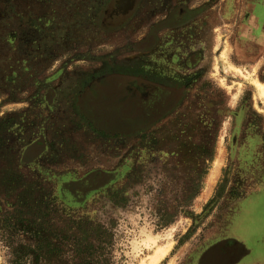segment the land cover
Wrapping results in <instances>:
<instances>
[{
    "label": "rangeland",
    "instance_id": "1",
    "mask_svg": "<svg viewBox=\"0 0 264 264\" xmlns=\"http://www.w3.org/2000/svg\"><path fill=\"white\" fill-rule=\"evenodd\" d=\"M139 2L107 28L113 0H0V264H149L168 246L158 264H193L217 235L264 264V0H213L189 43ZM150 29L166 43L144 45ZM161 64L179 90L160 107L121 103V86L80 97ZM83 228L95 248L76 253Z\"/></svg>",
    "mask_w": 264,
    "mask_h": 264
},
{
    "label": "flooded vegetation",
    "instance_id": "2",
    "mask_svg": "<svg viewBox=\"0 0 264 264\" xmlns=\"http://www.w3.org/2000/svg\"><path fill=\"white\" fill-rule=\"evenodd\" d=\"M138 1H140L139 3L143 2L144 5H142V7L150 4V7L152 8L153 5L151 4V2H153L155 5L154 8H157L156 12L162 10L164 13L160 19L155 21V26H160V29L164 28L166 30H170L171 32L174 31L173 35L175 33H178L180 36H183L181 35L180 31L189 34L188 36L190 40L186 38V41L188 43L190 41H193L194 35H197L199 29H202V27L198 29V25L200 24V26H202L204 24L203 21L206 20L205 13L211 7L209 5L210 2L215 3L213 2V0H135L133 7L127 11V9L133 3V0H113V5L110 6L111 8L106 9L103 13L105 16L103 15L101 18L102 24L107 28L121 27V25L125 23V17L136 8ZM146 2L148 3L146 4ZM162 32L163 31H154L150 29L145 37L141 39V42L144 45H147V43L152 41V39L154 38V43H159V41L164 39V37H161L164 34H162ZM173 38L174 37H170L171 40ZM180 38L181 37H178V39ZM198 39L199 38H196V40ZM181 42L185 43L182 40ZM159 45L161 47L162 43ZM184 47L185 46L183 45L179 46L180 49H183ZM242 50L244 52H248L247 46H244ZM194 52L195 51H191L190 55L194 54ZM178 53L179 51L175 50L173 52V55H177ZM160 68H163L162 64L158 67V70H156V75L157 77H159L157 80L148 79L147 76L143 75L141 76V79L137 80V82L132 80L127 84L126 82L121 84L122 82L120 80L111 83L110 81H104L106 77L95 78L90 81V83H87V87H85V89L81 91L80 97L83 96L85 98V96L88 95L93 96V93L97 94L98 96H103V92H99V90L104 91V89L106 88L110 90L112 88L121 86V88L124 89V95L120 101L121 103H126V101H129L132 97L134 98L132 104H135L134 102H137L144 104V107L146 108L147 104H154L155 106L157 105L156 108L158 107V105L160 107V105H162L163 103L165 104L171 102L175 98L177 90H179L177 87L169 84L171 83L172 79L171 81H165L164 79H162L163 76H165V72L159 71ZM107 77H110V75ZM175 82L177 81L175 80ZM118 83L121 85H119ZM86 103L87 102H85L84 100V106ZM148 108H150V106H148ZM144 113L147 112L144 110Z\"/></svg>",
    "mask_w": 264,
    "mask_h": 264
},
{
    "label": "crops",
    "instance_id": "3",
    "mask_svg": "<svg viewBox=\"0 0 264 264\" xmlns=\"http://www.w3.org/2000/svg\"><path fill=\"white\" fill-rule=\"evenodd\" d=\"M254 22L253 19L250 20L252 26ZM256 24L264 29V19L261 24L259 21H256ZM250 252L247 245L236 238L217 235L202 247L197 256L193 257V264H241Z\"/></svg>",
    "mask_w": 264,
    "mask_h": 264
},
{
    "label": "bare ground",
    "instance_id": "4",
    "mask_svg": "<svg viewBox=\"0 0 264 264\" xmlns=\"http://www.w3.org/2000/svg\"><path fill=\"white\" fill-rule=\"evenodd\" d=\"M239 72H241V71H239ZM254 82L258 88L259 93L264 95V83H262L258 79H255ZM226 154H227L226 148H224L223 146H220L218 149V155H217L216 160L214 162L215 163L214 167L207 177L208 187L202 195L203 200L207 199V197L209 196V194L212 190L213 185L216 183V180L218 179V177L221 173V169H222L223 165L225 164ZM170 247L171 246H168L166 248L158 247L155 250V252L150 256V263L149 264H158L165 257V255L168 253Z\"/></svg>",
    "mask_w": 264,
    "mask_h": 264
},
{
    "label": "trees",
    "instance_id": "5",
    "mask_svg": "<svg viewBox=\"0 0 264 264\" xmlns=\"http://www.w3.org/2000/svg\"><path fill=\"white\" fill-rule=\"evenodd\" d=\"M102 172L100 171L99 172V174H97V172L95 173V174H93V178H95V177H97L98 175H100ZM87 178V179H93V178ZM95 180V179H94ZM83 225H81L80 227H79V229L82 227ZM86 228H88V227H86ZM86 228H83L84 230H82L83 232V234H85L84 235V240L86 241V244H85V246L84 247H81V245L82 244H80L79 245V238H78V241H77V234L74 232V233H69V236H70V238H73L75 241L71 244V245H73V246H76V247H74V252H76V253H82V252H85L86 250H93L94 248H95V246H94V244H93V241L92 240H90L89 239V237H88V229H86ZM89 228H91V227H89ZM53 232H55V231H53ZM69 236H66L65 238L68 240V237ZM77 242V243H76ZM52 246V245H50V244H47V246ZM48 246V247H49ZM41 248V245H39L38 246V248L37 249H40ZM49 251L48 252H51V251H53L54 250V248H50L49 247V249H48ZM51 250V251H50ZM12 264H23V263H21L20 261H16V262H13ZM80 264H89V262L87 261V259H85L84 261H82V263H80ZM95 264H100V261H96L95 262Z\"/></svg>",
    "mask_w": 264,
    "mask_h": 264
},
{
    "label": "water",
    "instance_id": "6",
    "mask_svg": "<svg viewBox=\"0 0 264 264\" xmlns=\"http://www.w3.org/2000/svg\"><path fill=\"white\" fill-rule=\"evenodd\" d=\"M134 1H135V0H133V3H132L131 6L127 9V11L133 7ZM124 12H125V11H124Z\"/></svg>",
    "mask_w": 264,
    "mask_h": 264
}]
</instances>
